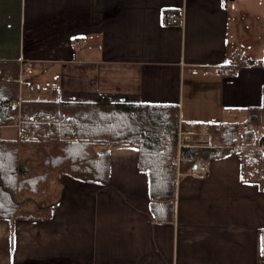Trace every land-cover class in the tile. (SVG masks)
Masks as SVG:
<instances>
[{
  "label": "crops",
  "instance_id": "crops-1",
  "mask_svg": "<svg viewBox=\"0 0 264 264\" xmlns=\"http://www.w3.org/2000/svg\"><path fill=\"white\" fill-rule=\"evenodd\" d=\"M0 67L18 101L173 105L187 145L223 150L204 180L176 169L171 224L153 220L134 146L109 148L106 183L55 173L49 218L0 219V264H264L248 147L207 129L250 120L264 136V0H0Z\"/></svg>",
  "mask_w": 264,
  "mask_h": 264
},
{
  "label": "trees",
  "instance_id": "trees-1",
  "mask_svg": "<svg viewBox=\"0 0 264 264\" xmlns=\"http://www.w3.org/2000/svg\"><path fill=\"white\" fill-rule=\"evenodd\" d=\"M14 69V67H12ZM6 80L0 67V128L15 126L19 100L17 70H8ZM22 113L51 114L48 125L23 124L14 141L0 137V219H47L50 216V182L64 172L84 180L108 182L111 146L131 145L138 150V167L149 175L150 211L157 224L174 220L176 167L178 154V108L173 105L129 103H75L43 100L20 101ZM250 121V120H249ZM241 128L236 123L210 126L208 132L218 142L233 145L238 136L248 149L241 150L242 177L261 184L257 168L264 164L254 124ZM188 145L180 150V171L186 172L197 159L223 155L222 148ZM29 206L32 207V209ZM264 256V231L262 232Z\"/></svg>",
  "mask_w": 264,
  "mask_h": 264
},
{
  "label": "built area",
  "instance_id": "built-area-1",
  "mask_svg": "<svg viewBox=\"0 0 264 264\" xmlns=\"http://www.w3.org/2000/svg\"><path fill=\"white\" fill-rule=\"evenodd\" d=\"M177 18V16L175 14H171L169 16V21H173ZM6 80L11 81V78L8 77L6 78ZM11 108L12 109H16L17 110V121L15 124V127H17L18 129V136H22L23 138H25L26 140H29V136H27L26 134H22L21 133V126L23 124H41V123H46L48 125V129L46 131V134H50L51 133V114H47L44 116V118L40 115L39 112H33V113H22L20 111V101L14 102L11 104ZM207 133V129L203 128L201 130V132L199 133L200 135L206 134ZM188 137L181 133L178 132V154L176 156V158L173 160V165L176 167V169H179L180 166V150L183 147L188 146L187 142H188ZM241 142V139L239 137H234L233 138V143H239ZM241 147L240 145L238 146H231L226 148V151L228 154L233 153L234 151L239 150ZM262 148V146H261ZM208 170H209V165H208V161L206 159H197L195 160L191 166L189 167L188 171L186 172V174L188 176L194 177L196 179L199 180H204L207 178L208 176ZM259 177L264 179V164L258 166L257 168Z\"/></svg>",
  "mask_w": 264,
  "mask_h": 264
},
{
  "label": "rangeland",
  "instance_id": "rangeland-1",
  "mask_svg": "<svg viewBox=\"0 0 264 264\" xmlns=\"http://www.w3.org/2000/svg\"><path fill=\"white\" fill-rule=\"evenodd\" d=\"M32 75H33V73H32ZM32 75H31V73H28V71H26V76H25V80H26V83H29V80L32 78L33 79V77H32ZM39 84H40V82H39ZM12 130V129H11ZM3 132H4V130H3ZM263 132H264V129H263ZM19 137V136H18ZM262 147H264V145H261ZM242 148V147H241ZM241 148H240V150H241ZM239 151V150H238ZM30 208H28V209H32V207L31 206H29Z\"/></svg>",
  "mask_w": 264,
  "mask_h": 264
}]
</instances>
